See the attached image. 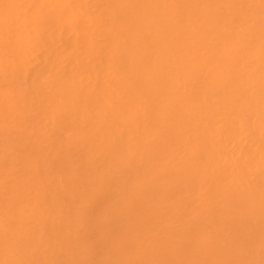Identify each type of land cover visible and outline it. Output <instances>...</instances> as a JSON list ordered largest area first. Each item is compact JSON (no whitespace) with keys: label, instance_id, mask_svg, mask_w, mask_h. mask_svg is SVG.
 Here are the masks:
<instances>
[{"label":"bare ground","instance_id":"6f19581e","mask_svg":"<svg viewBox=\"0 0 264 264\" xmlns=\"http://www.w3.org/2000/svg\"><path fill=\"white\" fill-rule=\"evenodd\" d=\"M0 264H264V0H0Z\"/></svg>","mask_w":264,"mask_h":264}]
</instances>
